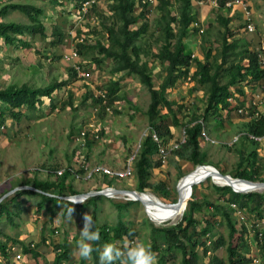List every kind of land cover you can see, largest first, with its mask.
I'll use <instances>...</instances> for the list:
<instances>
[{"label": "rangeland", "instance_id": "1", "mask_svg": "<svg viewBox=\"0 0 264 264\" xmlns=\"http://www.w3.org/2000/svg\"><path fill=\"white\" fill-rule=\"evenodd\" d=\"M10 1L32 2L41 6L43 14L40 17L46 27L47 36L45 39H37V37L32 39L30 47L8 44L0 38V87L10 83L38 86L51 80L68 78L67 66L71 65V62L63 60V54L72 49L76 41L84 36H87V41L90 42L97 37L105 40V32L101 27L97 11H92L90 16H87L84 13L85 7L80 11L76 9V0H60L61 2L0 0V4ZM95 2L97 9L108 11V0H95ZM156 2H151L150 11L147 13L148 32H153L154 35L158 34V30L154 28L157 15L154 7ZM243 2L250 10L249 16L254 23L252 31L244 28L246 18L241 5L225 8L223 13L230 17L229 25L237 36L247 40L251 48H261L264 44V0H243ZM89 3L86 4V8ZM192 3L199 23L192 25L194 27L191 26L188 35L184 38L186 50L193 56L203 59L205 50L210 47V54L217 55L221 47L219 31L223 28L216 19L217 4H214L213 0H192ZM1 19L28 22L26 15L15 9H10L1 16ZM54 27H57L62 34V39L55 43L51 42L55 38L52 33ZM195 27H198V30H195ZM206 29L209 33V41L203 44L201 34L202 30ZM150 42L154 43L153 39ZM152 49L155 50V45H152ZM147 59L153 83L158 86L164 75L163 65L151 55L147 56ZM79 62L86 63L87 60L78 55L76 63L79 65ZM84 66L88 69L79 65L78 77L74 79L70 77V82L53 92V100L43 96L42 103L36 110L28 111V114L18 120L7 117L4 125L0 126V196L15 186L26 187L25 185H29L26 183L27 180L33 177L54 178L57 169L65 170L68 167L73 171L70 170V175L67 177L66 194H72L69 187H72L75 193H80L89 190L91 185L99 188L113 184L122 188L136 189L135 176L120 178L96 175L87 179L76 176V173L83 172V167L82 169L80 167L83 163L82 157L86 158V164L100 162L113 167L120 166L128 154L138 152L140 141L145 135L144 131L149 125L146 109L150 95L146 85L138 77L124 74L122 71L111 73L110 59H105L100 67L95 62ZM193 67L194 63L191 64L190 70ZM119 76L123 77L120 93L124 94L125 98L112 103L107 108L106 115L101 117L98 112L99 105L94 103L93 97L101 92V87L109 78ZM242 88L244 93L236 92L234 97L236 103L241 98L244 99V112L240 113L234 109L230 115L232 120L227 124L217 123L214 116H209L204 128L216 142L202 139L200 148L207 152L208 160L212 163L208 164L231 176H234L239 158L237 148L243 146L245 151L255 150L260 166V177L263 178L264 143H255L240 135L235 143L229 144L232 137L243 130L247 116L254 111L264 114V82L243 84ZM90 91L93 95L89 94ZM166 93L174 102L173 108L181 104L182 110L175 109L180 122H185L188 118L186 114L193 110L199 114L203 112L207 96L205 88L193 79L189 77L179 79L174 86L167 88ZM161 111L165 112L166 109L162 107ZM168 116L170 118V114ZM182 124H171L172 136L168 141H177L181 138L184 129ZM81 130L86 132L85 144L79 147V142H82ZM152 156L160 157L157 153ZM161 158L162 164L151 168L150 182L153 186L146 187L144 192L161 202L175 203L179 200V186L182 179L188 176L187 173L195 170L198 164L177 157L172 151ZM161 181L163 183H160ZM213 184L224 185L215 181L212 176L194 183L191 191L194 198L197 201L204 199L219 202L218 192L215 191ZM15 190H11L1 200L9 197ZM249 190L264 192V186ZM88 197L81 201H66L67 199L61 197L56 201L47 200L43 209L37 212L39 196L21 195L19 206L8 205L12 219H7L6 214L0 218V240H6L9 247L8 256L0 251V264H52L53 243L63 239H66L71 247V257L64 264H93L92 258L82 260L74 254L77 241L80 239V229L83 226L81 217L84 213L91 215L95 210L100 223L114 224L121 218L135 231L130 243L143 242L150 246L153 241V228L176 223L182 218L188 205L187 199L179 214L159 219L154 216L153 211L145 209L141 200L134 199L135 201H131L125 207H118L117 203L132 200L126 194L114 196L100 194V197L92 202L87 201ZM211 209L209 205H205L199 212L195 211L193 216L197 219L208 217ZM262 214L264 215L263 208ZM209 218L213 224L212 239L219 234L225 238V244L218 247L215 253L226 260V242L229 240L226 217L220 218L218 214L210 215ZM259 223H264V217ZM44 234L47 238L43 242L41 236ZM12 238H21L22 242L30 243L38 250L36 263L33 262L34 258L30 253L22 251L21 241L15 242ZM249 241L248 248L244 247L242 250L248 256H254L256 247L251 239ZM198 250L201 253V247ZM18 251L22 252L21 257H14ZM209 257L210 255L202 256L200 264H208ZM180 258L178 252L175 264H181Z\"/></svg>", "mask_w": 264, "mask_h": 264}, {"label": "trees", "instance_id": "2", "mask_svg": "<svg viewBox=\"0 0 264 264\" xmlns=\"http://www.w3.org/2000/svg\"><path fill=\"white\" fill-rule=\"evenodd\" d=\"M56 1L61 2L60 0ZM84 1L86 0H76L75 7L78 11L82 8ZM226 1L217 0L216 19L223 27L219 31L221 45L219 53L211 55V48L207 47L203 59L193 56L190 51H187L184 42L192 23H199L192 0H157L154 6L157 13L154 25V28L158 30L157 35L148 32L147 13L151 6L149 1L108 0V11L106 12L97 9L95 0H92L84 12L90 16L92 11H97L101 27L105 32V40L97 37L93 42H90L87 41V36L77 40L74 48L78 55L87 60L86 63L79 62V65L88 69L84 65L95 62L100 67L105 59H110L109 70L111 73L122 71L124 74L134 75L146 85L149 91L150 100L146 114L150 129L140 141V148L134 163L136 189L139 191L153 186L150 182L151 168L162 164L161 157L153 158L152 156L158 150V142L152 137L151 129L157 133L161 142L166 143L172 136L171 124L183 123L185 140L178 147L172 149V152L177 157L186 159L193 164L211 163L208 160L207 152L200 148L201 130L208 121V117L214 116L217 123L229 120L233 110L244 104L243 98L236 103L234 93L243 94V84L260 81L264 76V67L260 64L259 55L264 49L251 48L247 40L235 34V30L229 25L230 17L223 13L225 8L228 9L225 6ZM10 9L24 13L28 22L1 19V16ZM41 14H43V8L32 2L10 1L0 4V38L5 43L22 47H30L32 39L36 37L45 39L47 36L46 27L40 17ZM194 29L198 30V27ZM52 33L55 38L51 42L55 43L62 39L61 31L57 27H54ZM201 35L203 44L209 41L207 29L202 30ZM151 39L154 43L150 42ZM152 45H155V50L152 49ZM150 55L163 65L164 75L158 86H155L152 80L147 59V56ZM192 63H194V67L190 70ZM67 74L68 78L51 80L44 85L10 83L0 87V126L4 125L7 117L18 120L28 114V111L36 110L42 103L43 96L53 100L52 94L56 89L70 82V77L73 79L78 77L77 69L72 65L67 66ZM187 77L203 85L207 96L201 114L193 110L186 114L188 118L185 122H180L175 109L182 110L181 104L173 108L174 102L167 97L166 90L168 87L174 86L179 79ZM122 78L120 76L109 78L101 87V92L93 97L94 103L99 105L98 112L101 117L106 115L107 108L112 103L125 98L124 94L120 93ZM89 94L93 95L91 91ZM162 107L166 109L165 112L161 111ZM243 127L244 130L258 133L263 131L264 114L248 118ZM243 138L248 139L245 135ZM237 152L239 158L234 176L250 180H264V177H260L257 152L255 150L245 151L243 146L238 147ZM69 175L70 169L67 168L61 174H56L54 178L33 177L31 180H27L26 183L42 191L29 187L15 190L9 197L0 201V218L6 214L7 219H12L8 205L19 206L21 203L19 197L23 194L39 196L36 205L37 212L43 209L47 200H59L60 196L58 195L66 194ZM213 187L218 192L217 200L219 202L204 199L197 201L192 193L187 200V209L179 221L153 228V241L150 248L156 254L158 264H175L178 252L181 255V264H200V258L205 255H210L208 264H251L253 257L248 256L242 250L244 247L248 248L250 239L258 249L259 256L264 258V223L261 226L257 225L258 220L264 217L262 214L264 192L237 191L227 184H213ZM69 189L71 193L76 192L72 187ZM43 191L57 195H50ZM99 197L100 194H93L88 197L87 201L92 202ZM131 201L135 200L117 203V206L125 207ZM232 202L237 205V209H241L246 214L247 222L245 219L240 220L235 213V208L230 204ZM205 205L212 208L209 216L219 214L220 218L226 217L229 237L226 242V260L215 253L218 247L225 244V238L219 234L212 239L211 218L205 216L202 219H197L193 216L195 211L199 212ZM91 216L95 221V228L101 234V239L96 247H102L105 243H115L117 246H121L125 237H128L129 241L133 239L135 231L121 218L114 224H108L98 222L95 210ZM256 218L258 219L256 220ZM249 222L251 223L250 227L248 226ZM46 238L45 234L41 236L43 242ZM12 239L15 242L21 241L22 251L30 253L34 258L33 262L36 263V257L39 255L38 250L30 243L22 242L21 238ZM199 247H201V253L198 250ZM53 249L52 264H64L70 259L71 247L66 239L54 242ZM8 250L7 241L0 240L1 253L8 256ZM92 262L98 264V253H93ZM259 264L264 263L260 262Z\"/></svg>", "mask_w": 264, "mask_h": 264}, {"label": "built area", "instance_id": "3", "mask_svg": "<svg viewBox=\"0 0 264 264\" xmlns=\"http://www.w3.org/2000/svg\"><path fill=\"white\" fill-rule=\"evenodd\" d=\"M89 1H92V0L84 1L82 3V8L85 7V9H86V4L89 3ZM142 1L155 2L157 0H142ZM213 3L217 4V0H213ZM235 5H241V9L245 14L246 20H245L244 28L248 31H252L254 29V23L249 16L250 10H248V6L243 2V0H227L225 2V6H227L228 8L234 7ZM192 25H197V22H193ZM261 48L264 49V44L261 45ZM259 55H260V64H261V66L264 67V51H262ZM77 57H78V53L74 47L72 49H70L69 51L65 52L62 56L63 60L71 62V65L74 66L75 69H77V72H79V65L76 63ZM260 81L264 82V76L261 78ZM229 98L233 99L232 97H229ZM237 111L240 113H243L244 107L243 106L237 107ZM259 115L260 114L258 111H254L251 115L247 116V119L250 117H257ZM149 129L150 128L148 126V128L144 131V134L148 133ZM150 132H151V135L154 138V140H156L158 142V150L156 153L160 157H164L169 151H172V149L178 147V145H180V143L185 140L184 129H183V134L179 140L167 141L166 143L161 142L160 137L157 135V133L153 129H151ZM85 133H86L85 130L80 131V135L82 137V142H79V147L81 145L85 144V141H84ZM240 135H245L248 139H250L256 143H264V128H263V131H261L259 133L243 129L242 131L238 132L237 134H235L232 137L231 141H229V144L235 143L241 137ZM200 138H201V140L203 139V140H207L209 142H216L215 139L211 138L206 133V130L204 127L201 130ZM77 139H78V136H77ZM80 154H82V153H80ZM136 156H137V152H132V153L128 154L126 156L124 162L118 167H113V166L108 165L106 163H100V162L93 163V164H88V163L86 164L85 163L86 158L82 157L83 163H81L80 167H81V169L83 167V172L81 174L76 173V176L78 178L82 177L84 179H87L89 177L96 176V175L102 176V177H106V176L113 177L114 176V177H120V178H122V177H133L134 176V163H135ZM68 168L70 170H72L71 167H68ZM62 171H63V169H57L56 174H61ZM218 183H222V182H218ZM222 184H224V183H222ZM99 188H105L104 190H105L106 195H109V196L113 195L114 196L115 194H118V192H119L117 189L122 188V187H118V186H115L113 184H108V185H104V186L99 187ZM90 189H98V188L93 187ZM127 189H130V188H127ZM127 193L128 194H126V195H128L130 199H132V200L135 199V197H133L134 195H132V193H129V192H127ZM230 204L233 208H235V213L238 215L240 220L245 219V221H246V214L241 209H237V205L234 202H232ZM257 219L258 218H256V220ZM260 220H262V219H260ZM260 220H258V221L260 222ZM259 222H257V225L261 226L263 223L260 224ZM248 226L249 227L251 226L250 222L248 223ZM259 233L261 234V232H259ZM257 250L258 249H256L255 255L252 256L253 260H252L251 264H259L260 262L264 263V258H261L259 256ZM21 255H22V252L18 251L14 257L19 258V257H21Z\"/></svg>", "mask_w": 264, "mask_h": 264}, {"label": "clouds", "instance_id": "4", "mask_svg": "<svg viewBox=\"0 0 264 264\" xmlns=\"http://www.w3.org/2000/svg\"><path fill=\"white\" fill-rule=\"evenodd\" d=\"M72 211L74 212V209ZM81 219L83 226L74 254L82 260H89L93 253H98V264H158L157 256L150 246L143 242L130 243L128 237L123 239L121 246L105 243L102 247H96L101 234L95 228L93 217L89 213H84Z\"/></svg>", "mask_w": 264, "mask_h": 264}, {"label": "bare ground", "instance_id": "5", "mask_svg": "<svg viewBox=\"0 0 264 264\" xmlns=\"http://www.w3.org/2000/svg\"><path fill=\"white\" fill-rule=\"evenodd\" d=\"M212 166L211 167L210 166H198L196 167L195 170L189 173L186 178H183L179 186V195H180L179 200L173 204H163L158 198H155L154 196L146 192L139 193L141 201L143 202L147 210L153 211L154 216H156L159 219H165V218H170L172 216H175L181 212L186 200L190 196V193H192L191 192L192 185L196 182H199L200 180L204 179L207 176H212L214 180L217 182L224 183V182L229 181L236 188H245V187L257 188V187L264 186L262 184L250 183V182L243 181V180H229L215 173V171H213L212 169L213 168ZM118 194H128V193L124 191H119ZM132 195H135V194L132 193ZM84 198H85L84 194L74 195L72 197V199L75 201H81Z\"/></svg>", "mask_w": 264, "mask_h": 264}, {"label": "water", "instance_id": "6", "mask_svg": "<svg viewBox=\"0 0 264 264\" xmlns=\"http://www.w3.org/2000/svg\"><path fill=\"white\" fill-rule=\"evenodd\" d=\"M198 166H212L211 164H198L196 167H198ZM195 167V168H196ZM213 168V171H215V173H217L218 175H221V176H223L224 178H227V179H229V180H243V181H247V182H250V183H255V184H262V185H264V180H250V179H246V178H242V177H238V176H231L230 174H228V173H223V172H221L219 169H217L215 166H212ZM191 172V171H190ZM189 172V173H190ZM189 173H187V174H189ZM186 174V175H187ZM208 175V174H207ZM183 178V177H182ZM224 184H227V185H229V186H231L234 190H237V191H239V190H249V189H251L252 187H245V188H236L232 183H230L229 181H227V182H224ZM26 187H29V188H32V189H34V190H37V191H42V190H40V189H38L37 187H34V186H32V185H25ZM22 187V185H18V186H15V187H13L12 189H10L9 191H6L5 193H3L1 196H0V200L6 195V194H8L11 190H15V189H17V188H21ZM105 188H98V189H89V190H87L86 192H80V193H72V194H65V195H58V196H60L61 198H64V199H68V200H72V197L74 196V195H82V194H84L85 195V197H87V196H90V195H93V194H106L105 193V190H104ZM118 191H124V192H129V193H134L135 195V199L136 200H141V198H140V195H139V193H144V191H139V190H137V189H134V188H130V189H127V188H118L117 189ZM43 192H45V193H47V194H50V195H57V194H55V193H52V192H48V191H43ZM162 203L163 204H173L174 202H163L162 201Z\"/></svg>", "mask_w": 264, "mask_h": 264}, {"label": "crops", "instance_id": "7", "mask_svg": "<svg viewBox=\"0 0 264 264\" xmlns=\"http://www.w3.org/2000/svg\"><path fill=\"white\" fill-rule=\"evenodd\" d=\"M231 120H232V117H230L229 120H224L223 123L227 124V122L229 123V122H231ZM245 120H247V117ZM93 187H95V185H91V188H93Z\"/></svg>", "mask_w": 264, "mask_h": 264}]
</instances>
